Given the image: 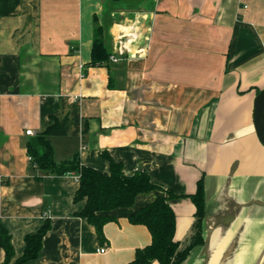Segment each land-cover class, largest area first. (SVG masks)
<instances>
[{
    "label": "crops",
    "instance_id": "1",
    "mask_svg": "<svg viewBox=\"0 0 264 264\" xmlns=\"http://www.w3.org/2000/svg\"><path fill=\"white\" fill-rule=\"evenodd\" d=\"M95 19L109 55L101 66L90 65ZM263 88L264 0H0V223L14 252L8 264L46 219L39 257L28 264H128L151 236L127 216L165 191L181 196L170 206L174 240L185 241L195 212L189 195L201 177L206 245L183 264H264V148L252 106ZM51 126L56 162L78 155L107 172L105 152L162 191L112 212L117 218L103 226L100 243L76 216L83 202L73 201L74 176L28 160L27 146L42 154L37 137Z\"/></svg>",
    "mask_w": 264,
    "mask_h": 264
},
{
    "label": "trees",
    "instance_id": "2",
    "mask_svg": "<svg viewBox=\"0 0 264 264\" xmlns=\"http://www.w3.org/2000/svg\"><path fill=\"white\" fill-rule=\"evenodd\" d=\"M93 27L90 65L101 66L109 62V55L103 45L102 28L96 19ZM54 127H48L37 137L44 150L43 153L38 154L31 145H28L27 154L40 171L48 172L54 176L66 174L78 176V186L73 201L75 203L83 202V207L76 213V216L85 219L89 225L94 227L99 242L103 243L105 240L103 226L117 218L111 214L112 212L131 207L139 194L156 190L162 191V189L151 181L146 172L140 169L126 174L122 163L114 160L105 152L102 153V156L108 162L107 172L83 165L78 155L66 161L56 162L48 139L49 133ZM165 194L127 216L132 224L145 226L151 236L150 244L137 250L134 260L128 264H151L153 261H157L159 264H183L195 248L204 246L205 194L203 177L197 181L195 192L189 195L195 212L191 233L185 241L174 240L175 214L170 206L171 200L181 196L168 191H165ZM49 229L50 222L46 219L35 233L26 234L24 252L22 256L14 260L13 264L35 262L39 257L43 238ZM0 249L4 251V261L0 264H8L13 259L14 252L10 234L1 223Z\"/></svg>",
    "mask_w": 264,
    "mask_h": 264
},
{
    "label": "water",
    "instance_id": "3",
    "mask_svg": "<svg viewBox=\"0 0 264 264\" xmlns=\"http://www.w3.org/2000/svg\"><path fill=\"white\" fill-rule=\"evenodd\" d=\"M253 126L259 143L264 148V88L259 90L253 99ZM206 245V240L204 248Z\"/></svg>",
    "mask_w": 264,
    "mask_h": 264
},
{
    "label": "built area",
    "instance_id": "4",
    "mask_svg": "<svg viewBox=\"0 0 264 264\" xmlns=\"http://www.w3.org/2000/svg\"><path fill=\"white\" fill-rule=\"evenodd\" d=\"M111 61H112V62H116L117 59L114 58V57H112V58H111ZM25 134H26V135H33V132H32L31 130H27V131L25 132ZM84 148H85V146L82 145V146H81V149H84ZM28 160H29L30 162H32V159H31L30 157H28ZM33 164H34V166H35V163H33ZM74 179L78 182V176H74ZM104 251H105L104 249H99V250H98L99 253H104Z\"/></svg>",
    "mask_w": 264,
    "mask_h": 264
}]
</instances>
